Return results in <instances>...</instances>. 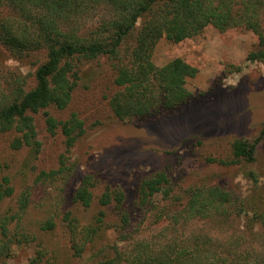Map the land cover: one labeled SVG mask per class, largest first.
<instances>
[{
	"label": "trees",
	"instance_id": "16d2710c",
	"mask_svg": "<svg viewBox=\"0 0 264 264\" xmlns=\"http://www.w3.org/2000/svg\"><path fill=\"white\" fill-rule=\"evenodd\" d=\"M3 6L8 11L0 13V41L13 54L44 50L46 56L35 70L32 86L26 88L24 78L19 75L12 76L13 80L6 86L0 83V136H12L10 148L14 150L27 146L35 154L39 151L32 114L43 111L48 130L55 133L60 129L66 150L71 151L84 132L83 120L75 112L66 120H57L49 109L68 107L77 85L80 61L103 56L113 61L117 90L108 104L114 117L121 121L144 120L192 101L194 96L186 81L196 75L197 68L182 57L162 66L152 60L154 47L163 37L178 43L198 35L209 25L220 32L243 27L257 36V44L246 59L264 62V0H0V7ZM100 9L101 20L87 29L85 20L81 22V19ZM263 137L264 123L253 141L235 138L231 144L233 161L252 163ZM67 158L63 155L58 168L41 171L38 180L70 178L76 164H70ZM95 183L94 176H82L72 202L83 208L91 206ZM13 193L9 177H2L0 202ZM159 195L161 198L157 199ZM164 200L166 206L156 209V201ZM98 202L106 210L116 211L115 226L121 229L118 230L120 241L127 242L136 236L138 232L133 234L127 229L131 227L132 216L119 187L106 186ZM136 203L140 207L150 204L157 211L155 221L168 214L169 209L174 211L170 216L173 222L202 219L220 225L230 221L232 208L252 216L247 218L249 231L242 235L219 239L199 233L185 239L165 236L156 242L136 237L124 249L111 244L100 247L93 254L94 264H264V231L254 230L256 225L264 227V209L248 204L251 210H246L244 201L237 203L219 185L192 187L186 196H180L174 193L169 175L161 170L142 178ZM27 206L28 194L22 193L20 211L13 214L9 209L0 211V264H9L17 248L34 239L28 232L11 234V223L19 222ZM105 216V210H101L93 222L81 225L70 211L63 215L73 256H82L88 246L94 248L99 235L108 230L104 228ZM41 227L50 231L56 223L48 219ZM45 255L44 249L38 250L34 263H41ZM46 263L56 264L53 259Z\"/></svg>",
	"mask_w": 264,
	"mask_h": 264
},
{
	"label": "rangeland",
	"instance_id": "374dc122",
	"mask_svg": "<svg viewBox=\"0 0 264 264\" xmlns=\"http://www.w3.org/2000/svg\"><path fill=\"white\" fill-rule=\"evenodd\" d=\"M3 7L0 13L5 14L8 10ZM89 14L81 19L87 29L101 20L103 11ZM256 44L257 36L243 27L220 32L209 25L198 35L178 43L161 38L154 47L153 62L162 66L182 57L195 66L196 75L186 81L194 97L185 105L144 120L121 121L112 114L108 101L117 86L113 82L111 59L103 56L80 61L77 85L68 107L49 109L57 120H66L75 112L84 122V132L70 152L60 129L55 133L48 130L43 111L32 114L36 138L40 141L36 154L27 146L11 149L12 136H0V179L9 177L14 188L13 195L0 202V211L9 209L10 214L20 211L19 199L22 193H27L26 211L19 222L13 220L10 228L12 235L28 232L34 238L17 248L9 264H35L40 249L46 255L38 264L48 259L56 264H94L93 254L100 247L111 244L124 249L136 237L156 242L165 236L185 239L201 233L225 239L249 231L247 218L252 214L247 215L239 208H232L230 221L220 225L202 219L173 222L171 209L155 221L157 211L150 204L140 207L136 201L142 178L163 170L170 177L174 193L180 196H186L192 187L219 185L237 203L244 201L246 210H251L249 205L264 209V137L257 144L252 163L233 161L231 150L235 138L251 141L257 138L264 123V62L246 59ZM45 60L44 50L17 55L0 41V83L6 86L12 76L19 75L24 78L26 88L32 86L35 70ZM63 155L70 164H76L72 176L67 180L60 177L38 180L41 171L58 168ZM86 174L94 176L96 183L92 189L93 203L83 208L72 202V194ZM106 186L119 187L125 194V205L132 216L131 227L127 229L133 234L138 232L127 242L120 241L121 229L115 226L116 211L106 210L98 202ZM161 206H166V200L156 201V209ZM101 210L106 212L105 221L110 226L106 224L104 228L108 230L99 235L94 248L88 246L82 256H73L63 215L70 211L81 225H87ZM48 219L56 223L50 231L41 227ZM254 230L262 232L264 227L256 225ZM255 242L261 245L259 240Z\"/></svg>",
	"mask_w": 264,
	"mask_h": 264
}]
</instances>
